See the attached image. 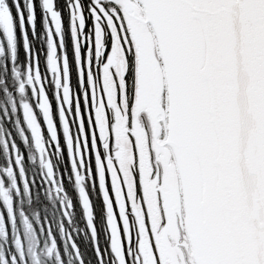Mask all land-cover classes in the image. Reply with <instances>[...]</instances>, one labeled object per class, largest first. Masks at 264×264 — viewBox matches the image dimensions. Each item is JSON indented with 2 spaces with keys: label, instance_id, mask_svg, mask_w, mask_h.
Returning a JSON list of instances; mask_svg holds the SVG:
<instances>
[{
  "label": "snow or ice",
  "instance_id": "snow-or-ice-1",
  "mask_svg": "<svg viewBox=\"0 0 264 264\" xmlns=\"http://www.w3.org/2000/svg\"><path fill=\"white\" fill-rule=\"evenodd\" d=\"M0 58L6 72L19 65L39 79L29 95L35 100L42 91L48 101L42 123L50 146L66 152L72 175L85 171L99 192L95 209L81 208L93 231L98 221H114L123 232L132 203L139 198L143 207L139 170L133 193L115 160L106 168L116 151L110 105L127 115L131 129L138 96H151L159 80L157 138L174 167L191 163L207 218L202 264H264V0H0ZM17 87L10 75L0 101ZM19 135L8 133L12 144L4 150L10 147L14 159L0 150V169L23 174L29 158ZM129 139L135 156V137ZM163 175L157 164L149 179ZM0 181L11 183L4 171ZM94 251L100 264L102 250Z\"/></svg>",
  "mask_w": 264,
  "mask_h": 264
},
{
  "label": "rangeland",
  "instance_id": "rangeland-1",
  "mask_svg": "<svg viewBox=\"0 0 264 264\" xmlns=\"http://www.w3.org/2000/svg\"><path fill=\"white\" fill-rule=\"evenodd\" d=\"M5 63V58H2L0 60V81H2L5 78V73H6V78L4 81L1 82V89L4 88V85L6 81L8 80L9 76L11 75V78L16 81V83L21 86L22 84V75L24 73V70L20 68L19 66L16 67L15 73L11 74L5 71L3 65ZM32 82H33V87H36L39 89V79L35 76L34 73H31ZM21 79V81H20ZM21 82V83H20ZM32 87V88H33ZM162 87V84L159 80H157L153 93L151 96L146 97L143 92L138 96L137 103L133 112V117H132V127L129 129L128 127V117L127 115H122L121 114V109H118L113 101V103L110 105L112 109L113 116L115 118V123L112 125V135L115 138V143L113 145L114 149L116 151L114 152L113 159L108 160L106 168L111 169L113 167V160H115L116 165L119 167L123 181L125 185L127 186L128 190L130 192L135 191V181H134V173L139 170L140 175H141V180H142V188L144 192V197H143V207L141 206V201L139 198H137L133 203H132V208L131 210L135 213V216L138 214L139 211H143V217H139L138 219L147 218V221L141 222L140 226L138 225V219H137V226L134 225L132 228H128V230L132 229L135 232V236H132L131 239V248L134 249L135 251L131 253L129 257L124 256L125 252V242H123L124 236V231L121 232L118 228L115 222L113 221L110 224H107L108 227V232L111 234L113 237L112 240L109 242L107 241L106 243L114 246L116 244L117 252L115 257H109L107 254L105 258L109 257L110 259L112 258V261L114 264H143L141 261V256L139 253V248H147L146 256L148 257V253H151V257L153 254L155 255H160V253L157 250H162L164 251V261L166 264H196L195 262L188 263L190 256H186L185 260L182 261V257L177 253L176 250H178L181 247V243H177L178 245L173 249L172 252H169L170 249L167 243L170 242L171 244L173 243L174 239L171 241V236L169 240H165L167 235L173 234L174 231L178 229L177 225H169L166 230H161V225H160V220H159V215H155L154 212V204H153V195L155 192V189L153 188V183L156 182V177H153L152 179H149V176H151L152 171L150 168H147L144 166V163L142 162V159L147 157V154L150 153L149 150V143H151V152L155 153V158L158 159L159 161L165 160L166 165L165 167V173L167 176H163V178L166 179V188L169 186L175 187L174 183H178L175 179V176L173 174L175 172L178 173V166L174 167L170 162H169V152L167 149L163 147V142L158 140V135H159V121L163 118V113L160 110V89ZM31 88V89H32ZM14 92V94H13ZM13 92H8L5 93V100L8 101V107H9V120L13 121L15 124V127L19 128V120L21 118H24V112H27L31 116L36 115V111H38L40 114L42 110H45V102L48 104L47 99L44 97V94L42 91L37 92V98L34 100L31 95L30 98L31 100L27 102V104L21 105L20 99H17L18 91L15 88ZM29 94V91H27L24 95ZM23 96V94L21 95ZM7 97H11L9 100ZM29 98V97H28ZM15 100L16 103H13L12 101ZM31 101H33L34 105L32 106L33 108L31 109ZM49 105V104H48ZM23 107H26L27 109H23ZM122 107H123V102H122ZM126 111V109H125ZM143 113V115H141ZM104 114V109L103 107H100L97 109V124L98 127L100 128L101 136L103 138L104 145L108 147V132L104 133L101 127V123L99 122V116ZM104 125L106 129V120H104ZM108 131V129H107ZM134 136L135 137V150L136 154L134 156L133 154V144L129 139V136ZM2 140L0 136V141ZM150 153V154H152ZM138 157V159H137ZM6 158V157H5ZM30 158L32 156L30 155ZM7 159V158H6ZM37 159V158H36ZM137 159V160H136ZM188 162V161H187ZM137 164V165H136ZM189 167L191 168L192 171V179L193 182L197 185V178L195 176L193 167L190 162H188ZM12 168H8L7 170H10V174H20L21 176L24 175L21 174V171L19 168L13 171ZM176 169V171H175ZM1 171V169H0ZM29 171L33 174L36 173V175L39 174L38 170L35 169H29ZM82 175L87 176L84 171L81 172ZM104 170H101V175H104ZM115 175V173H113ZM82 178V177H81ZM74 180V178H73ZM92 180V179H91ZM10 181H13V178H10ZM77 179L74 180L73 183H75ZM0 183H2L0 181ZM49 184V183H48ZM77 187L79 185V195L86 197H90L94 192L95 189L93 188L92 183H79L76 184ZM117 190H119V183H117ZM83 192H86V196L83 195ZM54 193V192H53ZM181 194H183L181 192ZM172 193L168 194V197H171ZM39 197L42 199V203L39 204V209H40V214L38 217L35 216V213L33 211V207L30 206L28 201L34 200L33 198L29 196H24L20 195V197H17L14 195L12 191L8 193L7 187L0 186V201H6L7 202V208L3 209L4 211H10V210H21L24 214L18 215V217L22 220H20L17 223L9 221L8 224L11 226L10 229L15 228V231L20 230V234H22V239H19L18 237H15L12 239V245H15V247L18 250V260H20L21 256L22 258H27L29 250L30 252L35 249L39 244L45 243L43 240L41 242H38L37 237L33 233L34 227L37 224L35 220H39L40 217H42L45 220L44 227L40 228V231L47 232L48 227H49V220L51 221L58 213H60L61 206H62V201L58 197V194H52V192H48L44 197H42L41 192H39ZM49 198V199H45ZM74 202V201H73ZM66 204V203H64ZM124 205V204H123ZM83 206V204H82ZM121 206V203L120 205ZM198 210L196 211L198 216L201 217V221H207L206 216L202 215L201 213V201L198 198ZM80 207V204H79ZM96 205L93 206V209H95ZM81 208V207H80ZM63 211V209H62ZM69 214L70 211L68 210ZM82 210L80 209V214L77 217H72L74 224L71 229V225L69 224V227L71 229V233L65 237V241H70L73 243L72 249L74 251V256L77 253V250L79 247H81V244L85 240L84 236V229L83 225L86 222V217L82 214ZM145 215V216H144ZM9 216V214H8ZM109 217L111 218V215L109 214ZM3 218V212L2 209H0V220ZM16 219V218H15ZM2 222V221H1ZM0 222V225H1ZM143 224H146L145 229L142 228ZM139 232V233H138ZM118 234V235H117ZM7 236L8 232L7 230L3 227L2 230H0V240L1 242L4 243V241H7ZM61 233L57 236V238H61ZM193 238L196 240V234H193ZM116 239V240H115ZM119 239V240H118ZM48 243L49 246L52 248L56 244L55 237H49L48 238ZM5 241V242H6ZM190 242L188 239L186 240L185 244H183L184 248L187 251H190ZM152 246V247H151ZM26 248L25 252H20V249ZM29 249V250H28ZM32 249V250H31ZM33 254L36 256L35 252ZM44 257V263L43 264H64V258L66 257V254L63 252L62 257L60 256H54V255H43ZM69 258L70 255H68ZM179 262L177 261V259ZM2 260H5L3 256H1ZM151 259V258H149ZM11 260V259H10ZM9 260V261H10ZM29 264H42L39 259L34 257L32 255V259H26ZM80 264H83V262L79 259H77ZM8 261V260H7ZM14 262H12L13 264ZM154 264V261H152Z\"/></svg>",
  "mask_w": 264,
  "mask_h": 264
},
{
  "label": "flooded vegetation",
  "instance_id": "flooded-vegetation-1",
  "mask_svg": "<svg viewBox=\"0 0 264 264\" xmlns=\"http://www.w3.org/2000/svg\"><path fill=\"white\" fill-rule=\"evenodd\" d=\"M31 73L24 72L22 75V85L20 88H23L22 94H25L27 91H30V89L33 87ZM21 81V79H20ZM28 95V94H27ZM26 100V99H25ZM24 100V101H25ZM22 101L21 103H23ZM13 103H16L15 100L12 101ZM46 103V102H45ZM47 104V103H46ZM49 110V105H48ZM50 111V110H49ZM49 114V112H48ZM46 114V115H48ZM99 122L101 123L102 130L104 133L108 132L107 129V122H106V129L104 125L105 115L99 116ZM52 139H55L53 136ZM40 147L37 148L35 151H33L31 154H27L26 150L23 149L24 154L29 158L28 161L23 162V165L26 166L27 175H24V179H21V176H17L14 174V177H16L17 181L16 183H38L42 187L41 194L42 197H44V193L47 194V184L50 183L51 186L60 193V199L62 201V206L60 213L66 218L69 217H77L80 214V209L82 208V204L87 205L88 203H93L94 205H97V202L99 200L98 196H91L86 199L84 196L79 195V185L77 187L76 184L79 183H92V180L88 178L87 176H84L81 174L83 170H78L76 175H72V170L68 167L67 162V154L64 152L63 154L57 153L56 149L54 147H51V140L46 134V125L42 126V137L40 138ZM104 151L105 155L107 157V151L108 147L106 144L104 145ZM152 153V152H151ZM30 155L32 158H30ZM36 157L37 159H35ZM10 159H14V154L11 152ZM138 159V157H137ZM136 159V160H137ZM162 161H159L158 159H152V154H147V157L142 159V162L144 163V166L147 168H150L152 171V168L156 164H160V166L164 170V175L167 176L165 173V167L166 165L165 160L161 158ZM35 169L39 171L38 177L35 174H31L29 169ZM178 173L175 172L173 176H175V179L178 178L183 181H189L191 177V172L188 169V167L185 165H180L177 167ZM9 171V170H8ZM176 171V169H175ZM85 173V171H84ZM11 178V175L9 176ZM82 177V178H81ZM77 179L75 183L74 180ZM104 178V175L101 176V179ZM123 179V178H122ZM158 179L161 181V183H158ZM13 182V181H12ZM166 179L165 178H157L156 182L153 183V188L155 189L154 195H153V204H154V212L155 215H159L161 230H166V228L173 224L177 225L178 229L175 230L173 234L167 235L165 240H169L171 236V241L174 239L173 243L170 242L167 243L168 247L167 249H170L169 252H172L175 247L181 243V247L176 250L177 253L182 257V261H184L186 256H190V258L197 260H200L203 262V255L201 251V242H198L193 238V234H196V237L198 235V230L200 229L199 226V217L197 216L196 208H197V199L194 196V188L195 183H174L175 187L169 186L166 188ZM14 183V182H13ZM181 192L183 194H181ZM157 193H159V197L157 196ZM172 193L171 197H168V194ZM64 199V202H63ZM74 201V202H73ZM71 202V207L69 206ZM66 203V204H64ZM121 213L120 215H124V203L121 200ZM80 204V207H79ZM63 208H67L71 214H69L68 211H62ZM84 214V213H82ZM130 215L133 217L131 224H129V221L127 219L124 220L123 224V231L125 234V237L130 234V236L134 237L135 232L134 230L128 228H132V226H137V219L141 216L143 217V211H139V215L137 214L135 216V213L131 210ZM145 216V215H144ZM162 220H165L166 222L162 225ZM147 221V218L138 219V225L140 226L141 222ZM149 224V222L147 221ZM146 224H143L142 228L145 229ZM139 233V232H138ZM190 242V251H187L183 244H185L186 240ZM178 243V244H177ZM152 247V246H151ZM94 248L95 245H94ZM173 248V249H172ZM135 250L132 249V252ZM160 255L153 254L152 258L149 259V253L148 257L146 256L147 248H139V253L141 256V261L143 264H153L152 261H154V264H157V260H159V264H166L164 261V251L157 250ZM177 259V258H176ZM191 260V259H189ZM179 262V260L177 259Z\"/></svg>",
  "mask_w": 264,
  "mask_h": 264
},
{
  "label": "trees",
  "instance_id": "trees-1",
  "mask_svg": "<svg viewBox=\"0 0 264 264\" xmlns=\"http://www.w3.org/2000/svg\"><path fill=\"white\" fill-rule=\"evenodd\" d=\"M29 188L30 187H25L24 188L25 194H23V195L24 196H31V195L37 196L34 200L28 201V203L30 204V206L33 207L32 209H34L35 212L39 213L40 209L38 207H39V204L42 203V201L39 198V194H38L39 191L37 190L36 187H32L30 189V191L29 190L27 191V189H29ZM28 193H30V194H28ZM2 212H3V210H2ZM36 217H38V216H36ZM20 220H22V219H20L18 216H15L14 220H11V219L7 218V216L5 214H3V218L0 220V222L2 221L1 225H0V230H2L3 227H4L7 230V232H8L7 241L6 242L4 241V243H3L0 240V264H8L10 259L11 260H15L17 262V264H20L19 263L20 261L18 260V257H17L18 256L17 248L15 247V245L11 244L12 243V239L16 236L15 228L17 226L14 229L13 228L10 229L11 226L8 224L9 221L18 224V222ZM35 222L37 224L34 227V229H35L34 231H38V229L41 228L44 225L45 220L43 221V220L39 219V220H35ZM48 222H49L48 229L51 230V234L50 235L53 238L55 237V239H56V235H59V233H61V230H59L60 227H62L63 232H68V229H67L68 223H67V221L60 220V219H52L51 221L49 220ZM50 235H43L41 232L35 234V236L38 239V242H41L42 240L44 241ZM18 237H20L22 239L20 233L18 234ZM58 241H59V239L57 238L56 242H58ZM41 246H43V243L39 244L35 249H33V250L31 249L32 250L31 251L32 255L35 257V255L33 254V252H35V254L37 256V259H39L40 261H41V257H42ZM1 256H3L5 258V260H2ZM4 261H6V262H4ZM27 263H28V261L26 260V264Z\"/></svg>",
  "mask_w": 264,
  "mask_h": 264
},
{
  "label": "bare ground",
  "instance_id": "bare-ground-1",
  "mask_svg": "<svg viewBox=\"0 0 264 264\" xmlns=\"http://www.w3.org/2000/svg\"><path fill=\"white\" fill-rule=\"evenodd\" d=\"M190 184H192V183H190ZM205 221L203 220V223H204Z\"/></svg>",
  "mask_w": 264,
  "mask_h": 264
}]
</instances>
